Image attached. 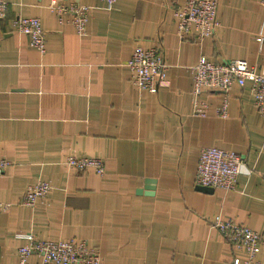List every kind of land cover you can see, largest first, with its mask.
I'll list each match as a JSON object with an SVG mask.
<instances>
[{
    "label": "crops",
    "instance_id": "0c3cea01",
    "mask_svg": "<svg viewBox=\"0 0 264 264\" xmlns=\"http://www.w3.org/2000/svg\"><path fill=\"white\" fill-rule=\"evenodd\" d=\"M0 19V264H18L26 232L40 240L77 239L102 264H230L232 247L211 220H233L259 233L264 264V115L249 83L201 95L207 115L192 113L190 67L201 56L245 60L264 74L262 0H217L219 26L200 42L177 34L173 9L185 0H77L89 5L85 33L60 21L52 0H5ZM17 16L38 17L45 50L15 31ZM257 37H262L259 42ZM159 45L168 65L156 93L136 87L127 62L136 46ZM227 100L225 117L217 114ZM238 152L245 164L234 190L200 191L199 151ZM68 155L100 158L104 173L78 172ZM147 179L152 195L144 194ZM50 192L19 204L30 185ZM142 189V193H137ZM150 191V190H149ZM40 263L32 254L28 264Z\"/></svg>",
    "mask_w": 264,
    "mask_h": 264
},
{
    "label": "built area",
    "instance_id": "2783aa9c",
    "mask_svg": "<svg viewBox=\"0 0 264 264\" xmlns=\"http://www.w3.org/2000/svg\"><path fill=\"white\" fill-rule=\"evenodd\" d=\"M110 7L116 0H100ZM217 0H185L173 9L177 23V34L180 38H191L200 42L212 37L218 26ZM264 6V0H262ZM7 2L0 0V19L7 13ZM49 9L56 13L60 21L68 18L79 35L85 33L90 17L91 7L77 0H52ZM12 27L28 38L29 45L40 53L45 50V33L38 17L17 16ZM259 42L262 37H257ZM132 83L141 90L156 93L159 83L165 79L168 65L164 60L163 49L159 45L150 47L136 46L127 62ZM192 75L193 109L198 117L207 115V103L200 97L208 91L225 93L232 85L243 86L249 83L253 103L259 114L264 115V74L258 72L245 60L231 59L214 62L201 56L197 63L190 67ZM227 100L224 99L217 109L220 117L227 113ZM9 161L0 158V176L9 166ZM245 164V157L238 152L224 150L215 146L202 147L198 154L194 182L196 185L234 190L237 177ZM65 165L70 169L83 172L93 169L98 175L104 173V164L100 158L77 157L68 155ZM51 190L48 182L38 181L24 191L19 204L33 206ZM8 203H0V210H7ZM211 224L226 241L235 249L242 251L244 258L235 257L230 264H260L257 259L262 237L251 228L233 220L215 217ZM15 236L24 240L17 249L18 264H28V257L36 254L40 257L38 264H102L99 251L88 246L85 241L77 239L40 240L31 233L18 232Z\"/></svg>",
    "mask_w": 264,
    "mask_h": 264
},
{
    "label": "water",
    "instance_id": "95a60500",
    "mask_svg": "<svg viewBox=\"0 0 264 264\" xmlns=\"http://www.w3.org/2000/svg\"><path fill=\"white\" fill-rule=\"evenodd\" d=\"M153 184H154V181L152 179H147V181L145 182V186L143 188V189H145L147 191H145L144 194H146V195H152L153 194V190H154V185ZM196 187L200 191H204V192H207V193H211L214 190L211 187H204V186H200V185H197ZM142 192H143L142 189H138L137 190V193H142Z\"/></svg>",
    "mask_w": 264,
    "mask_h": 264
}]
</instances>
